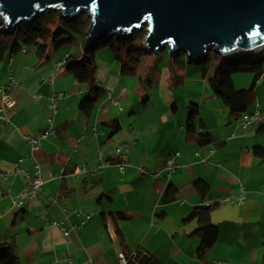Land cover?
Returning a JSON list of instances; mask_svg holds the SVG:
<instances>
[{
  "label": "crops",
  "instance_id": "0c3cea01",
  "mask_svg": "<svg viewBox=\"0 0 264 264\" xmlns=\"http://www.w3.org/2000/svg\"><path fill=\"white\" fill-rule=\"evenodd\" d=\"M71 41H54L43 58L29 45L0 61V114L4 86L12 77L20 83L10 89V120L0 117V243L13 246L21 264H67L68 257L73 264H120L122 252L159 264H264V122L241 126L212 88L216 67L208 60L158 53L156 74L146 81L124 74L110 47H102L92 85L87 49L73 52L64 46ZM72 54L80 61L74 72L66 64ZM232 77L244 89L254 74ZM56 93L62 97L54 110ZM255 94L250 112L264 115V75ZM192 104L199 115L190 130ZM50 126L54 133L33 150L27 137ZM176 151L178 167L168 175L166 159ZM37 166L47 181L18 206ZM218 198L231 199L212 207L218 237L199 255L197 228L206 214L187 218Z\"/></svg>",
  "mask_w": 264,
  "mask_h": 264
},
{
  "label": "water",
  "instance_id": "95a60500",
  "mask_svg": "<svg viewBox=\"0 0 264 264\" xmlns=\"http://www.w3.org/2000/svg\"><path fill=\"white\" fill-rule=\"evenodd\" d=\"M52 8L67 18L86 11L87 44L146 26L149 52L201 61L211 49L230 59L264 50V0H0V25L14 31Z\"/></svg>",
  "mask_w": 264,
  "mask_h": 264
},
{
  "label": "trees",
  "instance_id": "16d2710c",
  "mask_svg": "<svg viewBox=\"0 0 264 264\" xmlns=\"http://www.w3.org/2000/svg\"><path fill=\"white\" fill-rule=\"evenodd\" d=\"M86 13H78L75 16L79 18L77 22H69L67 26L73 32L79 33L83 36L86 30V23L82 20V16ZM50 12L44 13L41 17L34 19L32 22H24L25 28L18 26L14 31L2 30L0 35V61L8 55L18 53L25 46L35 45L38 53L43 58V53L48 48L49 44L57 41L62 32L54 30L50 24L51 20L47 19ZM57 15V14H56ZM89 26H90V20ZM146 32V27L136 29L132 34L126 37H119V43L114 44L113 38H109L102 43H89L84 55V60L87 61L90 83H95V54L96 51L102 47H110L114 57L122 64L123 73L130 76H138L140 79L151 80L156 74L159 66V61H149L148 64L142 66L145 54L149 51L142 45H136L134 40L139 38L138 34ZM117 37V36H116ZM85 38V37H84ZM86 41V40H85ZM87 42V41H86ZM168 49V47H166ZM214 50V49H211ZM203 58V61L209 58L210 52ZM154 54V52H151ZM177 54L174 53V56ZM41 58V59H42ZM75 55H70L66 60L69 71H76L80 61L73 60ZM83 60V61H84ZM142 66V67H141ZM238 72H252L254 74L253 82L250 87L244 89H236L233 82V74ZM264 75V51L254 52L240 55L235 58H223L221 63L216 67L215 71L210 75L209 80L212 88L222 101L228 106L230 112L237 116H242L250 112L251 107L255 103L256 94L255 86L261 76ZM199 115V107L197 104L189 106V119L187 122L188 128L191 130L195 126V119ZM119 128L117 123H114L113 130ZM264 126H260L258 130H263ZM203 142L209 140L208 135L202 136ZM215 206V205H213ZM213 206H199L187 219H193L200 213L204 212L206 218L201 227L197 228V232L203 231L202 244L198 250L199 255H203L207 249L212 247L218 237V226L210 221L209 215ZM122 216V214H119ZM129 253V252H128ZM129 255L128 264H159L152 257L139 252L135 256ZM0 264H21L19 256L13 251V246L6 243H0Z\"/></svg>",
  "mask_w": 264,
  "mask_h": 264
},
{
  "label": "built area",
  "instance_id": "2783aa9c",
  "mask_svg": "<svg viewBox=\"0 0 264 264\" xmlns=\"http://www.w3.org/2000/svg\"><path fill=\"white\" fill-rule=\"evenodd\" d=\"M20 87V83L17 79L15 78H10L8 84L6 86H4L3 88V107L1 108V114L0 117L6 119L7 121H9V113L14 109L15 107V99L13 94L10 92L11 88H18ZM62 97V93H56L53 94L52 96H50V103L51 106L54 110H57V107L59 105V99ZM264 122V115L262 113V111L259 108L254 109L252 112H248L243 114L242 116H240V123L241 126L245 129H250V128H254L257 127L258 124L263 123ZM54 129L52 126L46 128L40 136H28V140L29 142L32 144L33 150L38 149V147L41 144V140L43 138L48 137L50 134L54 133ZM126 144H123L122 146H120L117 150L118 152L122 151L124 148H126ZM180 156V152L176 151L171 153L167 159H166V164H165V168L167 170L168 175H170L172 172H174L177 167L178 164L176 163V158ZM207 159H204V161H206ZM120 170L122 173L125 172V168H126V163H120L119 164ZM27 179L30 185V191L28 194L24 195V196H18L16 201V204L18 206H22L23 203L25 202L26 198L31 197L33 195H35L39 190H41L44 186V184L47 181V178L44 176L42 170L39 168V166H37L36 171L34 174H27ZM231 198H218L216 200H212V201H208L206 203H204L205 206H213L215 204H219L222 203L224 201H228ZM245 196H244V191L242 192V195L239 199V203L244 202ZM65 210H67V208L64 207ZM76 213H82L81 210L76 209L75 210ZM90 215H88L89 217ZM61 221H57L54 220L52 221V224H58ZM70 231H66L65 234H69ZM133 256L136 255V253L132 254ZM131 255V256H132ZM67 260V264H73L72 260L70 257L66 258ZM129 262V256L126 255L125 253H121L120 254V264H128Z\"/></svg>",
  "mask_w": 264,
  "mask_h": 264
},
{
  "label": "rangeland",
  "instance_id": "374dc122",
  "mask_svg": "<svg viewBox=\"0 0 264 264\" xmlns=\"http://www.w3.org/2000/svg\"><path fill=\"white\" fill-rule=\"evenodd\" d=\"M47 11L50 12V15L47 16V19L51 20L50 26L56 31L60 30V32H62V30H63L62 34L60 35V37L57 40L61 41L62 39L63 40L74 39V42H72V41L68 42L67 44H64V46L68 47L73 52H77V51L79 52L80 51L81 54H82L83 46H84V49L85 48L87 49V47H86L87 46V42L83 44V41L87 37V31H88V28H89L88 19L90 20V25H91V18L86 13V11L85 10L83 11V13H86V14L85 15L83 14L84 16H82V18H81L82 20L87 22L86 23V30L84 31L83 36L81 34H79V33L73 32L71 30V28H69L67 26V23H69V22H77L79 20L78 16L77 17L75 16V17H72V18H67L65 16H60L58 11L53 9V8L52 9H47L44 13H46ZM44 13L40 14L35 19L41 17ZM19 25L22 26V28H25L24 22L19 23L16 27H18ZM144 27H146V26H144ZM2 30H3L2 25H0V35H3L2 32H1ZM146 34H147V31L138 34L139 38H136L134 40V43L137 46L138 45H142L145 48V45H144L143 42H144V38H145ZM84 37H85V39H84ZM111 37L113 38V43L114 44H118L119 43V40H118L119 37H116L115 35H113ZM111 37H109V38H111ZM53 43H55V42L54 41L51 42L49 44L50 45L49 47L53 46ZM168 50H169V48L167 49L165 47L164 49H161V51H160V49L158 51H153V52H155L153 56H151V55L149 56V54L151 52H149L148 54H145V58L143 59L142 66L148 64L149 61H154V60L160 59V56L158 55V53L162 56L163 52H168ZM262 51H264V50H260V51H257V52H262ZM80 57H81V55H80ZM223 58H225L223 55H221L218 52H215V50H211L209 58L207 59L208 61L206 63V66H208V67H217L221 63ZM158 61H160V60H158ZM82 65L84 66L83 62H82Z\"/></svg>",
  "mask_w": 264,
  "mask_h": 264
}]
</instances>
